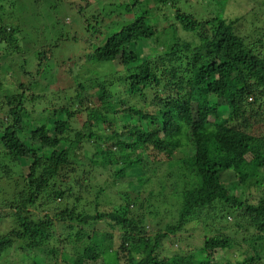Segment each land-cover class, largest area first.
I'll return each mask as SVG.
<instances>
[{
	"label": "trees",
	"instance_id": "trees-1",
	"mask_svg": "<svg viewBox=\"0 0 264 264\" xmlns=\"http://www.w3.org/2000/svg\"><path fill=\"white\" fill-rule=\"evenodd\" d=\"M4 1L0 0V9ZM157 1L166 11L162 19L154 12V5L148 6L141 0H119L109 7L110 11L101 1H93L95 6L90 0L69 4L83 17L77 23L82 26L76 25L67 32L75 28L86 32L85 52L89 54L80 57L89 58L93 64L117 63L122 67L117 81L96 79L95 88L102 90L98 95L102 99L101 110L89 108L83 123L85 130L72 127L73 111L60 102L52 103L53 109L48 105L39 112L35 100L42 99V95L28 96L33 90L32 81L38 82V76L47 67L48 71L53 69L54 61L50 57L57 44L37 53L34 72L22 60L18 71L24 77L5 84L0 76V113L5 115L0 117V226L10 222L0 229L2 264H40L26 256L27 251L35 253L41 248H46L43 264H62V261L87 264L99 258L104 264L264 263V195L254 202L244 192L246 186H264V136L251 133L253 124L264 119L260 112L264 83L251 77L244 66L248 63L264 69V25H256L258 20L252 19L257 16L263 21L260 15L264 12V0H251L255 9L260 7L262 12L259 15L255 12L246 25H242L245 16L232 17L226 10V6L234 5L231 2L244 0ZM194 1L196 5L189 6ZM30 2L37 6L44 3L46 13L55 14L61 6L59 0ZM20 7H24L23 2ZM88 8L91 12L85 15L83 11ZM14 11L8 15L16 18L24 13ZM119 11L131 13V17L105 29L103 22ZM1 21L0 46L5 44V51L13 44L17 47L14 36L17 28L7 27ZM165 22L170 24L165 27ZM179 29L195 38L185 40ZM140 41L150 43L146 59L137 53L136 45ZM160 41L164 47L158 49L156 44ZM112 68L110 73L117 71ZM116 82L122 83V91L110 89L118 87ZM120 93L138 95L143 104L124 102ZM49 96L51 101L62 99L60 92ZM78 102H83L80 93ZM28 103L38 115L46 114L44 122L37 123L33 118L26 123L31 120ZM106 108L120 117L127 116L130 121L118 130L115 121H108ZM105 123L111 131L104 136L90 128ZM129 136L131 140L127 139ZM60 142L62 146L56 147ZM87 145L95 147L93 155L98 157L94 162L104 167L115 166L113 148L118 150L120 166L114 169L115 177L129 176L138 168L140 174L136 178L141 185L157 175L165 163L162 158L171 161L172 150H179L186 156L180 157L182 164L190 166L189 172L199 185L183 193L175 223L166 224L163 232L155 234L146 233L143 217L133 213L136 198L126 192L124 199L121 198L123 203L113 209L96 210L95 214L81 212L75 203H68L72 187L66 182L81 164L78 150L85 152ZM22 159L27 169L23 170ZM152 164L155 170L151 172ZM227 172L232 173L235 183L223 180ZM134 192L138 197L139 189L134 188ZM227 215H233L232 222L243 231V238L250 240L247 242L251 255L243 261L213 262L216 252H224L236 242L231 235L217 234L218 228L211 230L217 220L220 223L224 219L227 224ZM196 218L203 219L204 227L216 233L205 235L196 253L163 255L164 239L175 236L188 221ZM99 222L110 230H121L118 247L100 232L105 230L94 227ZM57 226L61 230L66 226V234L56 233ZM9 255H14V259H9ZM201 255L207 260L199 259Z\"/></svg>",
	"mask_w": 264,
	"mask_h": 264
},
{
	"label": "rangeland",
	"instance_id": "rangeland-1",
	"mask_svg": "<svg viewBox=\"0 0 264 264\" xmlns=\"http://www.w3.org/2000/svg\"><path fill=\"white\" fill-rule=\"evenodd\" d=\"M18 1L13 3V0H6L2 3V9H0V20H2L1 23L10 28H17L14 33V36L17 38V47L16 44H13L11 48L8 46L5 51L4 48L6 45L2 44L0 46V55H2L0 60L1 79H5V84H12V82L19 80L22 73L20 72V70L18 71V68L22 60H26L28 65L30 66L29 68H31L30 70L34 72L36 68L35 66H33V64H36V67L38 64L37 53L40 50H44L42 48L48 47L51 44H57L56 46H53V52L50 57V60L54 61L53 69L50 68V70L48 71L49 67H47V70L38 76V82L35 83L34 81H32L33 90L32 93H28V96L30 97L31 95H42V99L35 100L39 105L37 106L39 107L37 108L38 110L36 109L37 111L41 110L40 108H44V106L48 105L52 108V103L59 104L60 102V104L73 111V115L70 120L72 127L74 129L85 130L83 123L87 119L89 108L101 110L99 106L102 102V99L100 101L98 95L102 94V90H97L95 88V85L97 84L96 79L117 81L119 76L122 75V67L118 66L117 63H114L112 66L117 71L114 73H110L113 68L109 64L107 65V63L105 62H100V64H93L89 58L83 59L80 57L85 54H89L88 51L85 52V40H87L86 32H80L77 28H75L71 33H67L76 25H78L79 27L82 26L77 24L81 19H83L82 15L79 16L77 11L69 6L71 1L78 2V0H59V5L61 6L56 9L55 14L54 12L46 13L44 7H42L44 3L41 4L42 6H37L34 5L33 2H30L31 0H21L24 4V7L22 9L21 7L20 9H18L19 5H21L22 3L21 1ZM93 1L103 2L105 7L110 11L112 5L114 6V4H116L119 0H90V2H92V6L96 5V2ZM141 1L143 3H146L148 6L154 5V12L161 19L163 18V16H165L166 11L162 10L160 2H158L157 0ZM195 2L196 1L189 3V6H195ZM93 3L95 4L93 5ZM231 3H234L232 8L228 5V7L226 6V10L232 17L235 16V14H241L240 16H245L246 20L244 19L242 25H246V23H248V21L254 16L255 12L258 15L262 12V9L260 7H257L255 9L256 6H253V1L251 0H244L243 3H240L238 1H234ZM202 6H204L203 2ZM14 10H19L18 13H24L22 15L20 14L16 16V18H14L13 15L9 16L10 14H14ZM99 11L101 10H98V12ZM83 12L85 13V15H89L91 9H85ZM263 14L264 12H262L260 18L264 21ZM130 15L131 13L119 11L118 14L113 15L111 20L107 22L104 21L103 26L105 27V29H108L112 24L116 26V22H123L125 21V19H129L131 17ZM167 15H172V13H168ZM56 18L58 19V21L56 20ZM252 19L258 20L255 23L256 25H258L259 23L261 25H264L263 21H260L259 17L254 16V18ZM104 24H106V26ZM169 24L170 22H165L164 26L167 27ZM179 33L185 40H193L195 38L193 35L185 33L180 29ZM68 34L75 35V38L68 37ZM156 45L158 46V49L164 47L163 41H160ZM15 47L19 49L16 50ZM136 50L140 57L146 59V54H148L151 50L150 43L148 41H140L136 45ZM244 66L250 73L251 77L255 78L262 84L264 83V69L260 67H253L248 63H245ZM116 85L118 86L117 88L110 89L115 90L116 92L123 90L124 86L121 82H116ZM55 92H60L62 96L61 100L52 99L51 101V97L49 95ZM79 93L81 94L83 100L82 103L78 102ZM64 94L66 96H63ZM120 98L124 102H129L130 104H135L138 106L143 104L142 97L138 95L130 96L125 93H120ZM27 108L31 112V120L26 121V123L32 121L33 118L37 123L44 122L46 114L42 112L40 115H38L40 111L38 113L34 111L30 103H28ZM106 111L108 112V121H115V128H118V130H120V127L124 122L128 123L130 121L127 116L120 117V114L118 115V113L115 114V112H111L109 108H106ZM260 112L262 118H264V100L262 102ZM3 114L4 113L1 112L0 117L5 116ZM107 126L108 125L105 123L94 126L90 125V128L93 129V131L96 132L97 135L104 136L111 131V128H108ZM251 133L258 136H264V119H262L258 123L256 122L253 124ZM127 139L131 140L130 136L127 137ZM59 146H62L61 142L56 147ZM86 149L87 150L85 152H81V150H78L77 154L80 158L81 164L77 168V173L75 172L76 174H72L69 182H66L72 187V195L67 200L68 203H75L77 206V210L81 212L95 214L96 210H110L115 206L117 207V205L121 201V203H123V200H121V198L124 199V193L126 192L128 195H130V197L132 196L136 198V204H134L132 208L133 213L135 214V216L143 217V223L147 229L146 233L148 234H155L159 231L163 232L165 230L166 224L172 225L173 223H175V221L177 220L176 210L183 199V193L190 188L196 187V185L198 184V181L196 182L189 172L190 166L182 164L181 159L185 158L186 156L183 155L179 150H172L173 159L171 161H168L172 162L171 164H168L166 159L162 158L161 161L164 160L163 163H165L159 167V170L157 169V175L150 177V180L145 182L144 185H141L140 179L136 178V176L140 174V170L138 168H134L132 174L129 176L126 175L122 178L115 177L114 169H118L120 166L119 164H117L120 160L119 151L115 148H113V155L115 157V160H117V163H115V166L108 167H104L94 162L96 160V157H98L96 155H93V153L95 152L94 146L89 147L87 145ZM91 158L92 160H90ZM20 163L23 170L27 169L25 160L22 159ZM151 167L152 172L153 170H155V168L153 164L151 165ZM84 171L85 173L83 174ZM81 177H84L85 180L81 181ZM78 179L79 182H77ZM223 180L227 183L232 181L233 183H235V179L230 172L224 174ZM134 188L139 189L138 197L136 196V192H134ZM256 188L258 190H256ZM263 188L264 186H246L244 189L246 198L254 202L257 201L260 196L264 195ZM4 197L6 196H3V198ZM49 208H51V205ZM32 210L34 211V208ZM43 212H41L40 215H42ZM232 218L233 215H227V224H225V221H223L224 219H222L220 223L217 222V220L214 222L215 225L211 228V230L218 228L219 233L217 234L223 235L224 233H226L228 235H231L236 241L234 246H229L230 248L226 249V251L216 252L214 254L216 260H214L213 262H217V260L220 262H233L236 260L243 261L244 258L251 255L250 244L247 242L250 240L246 241V239L243 238V231L241 229H238V225L232 222ZM202 220L203 219L199 218L192 219L188 221L180 231H177L175 236L170 235L169 237L165 238L163 241L164 246L161 249L162 254L166 256H172L174 254H179L182 252H198L197 248L202 245L204 236H210L216 233V231L210 232L209 227H204L205 224L202 223ZM61 222L65 223V221ZM206 223H208V221H206ZM9 224L10 222H4V224L0 226V229H5L3 225ZM55 224L57 225L58 222H55ZM94 227L99 231L105 230L100 232L104 234L106 238L109 236V242H111L112 244L114 243L115 248L118 247L117 244L119 241V233H121L120 229H117V231L110 230L103 222L95 224ZM55 231L58 234L61 233L62 235H64L66 234L67 227L64 226L61 230L60 226H57ZM67 246L69 249H71V245L69 246L67 244ZM45 249L46 248L37 249L38 251L35 253H32V251H27L28 254L26 258L28 259L30 257H33L34 260H38L40 264H43L44 253L46 252L44 251ZM9 257V259H14V255H9ZM198 258L204 261L207 260V258L203 257L202 255L198 256ZM2 263L3 262H0V264ZM61 263L64 264L63 261ZM16 264L19 263L17 262ZM87 264H104V261L99 258L96 261L88 262Z\"/></svg>",
	"mask_w": 264,
	"mask_h": 264
}]
</instances>
